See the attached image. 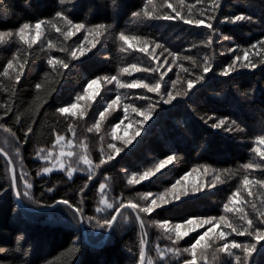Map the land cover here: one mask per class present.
I'll return each mask as SVG.
<instances>
[{
    "label": "trees",
    "instance_id": "trees-1",
    "mask_svg": "<svg viewBox=\"0 0 264 264\" xmlns=\"http://www.w3.org/2000/svg\"><path fill=\"white\" fill-rule=\"evenodd\" d=\"M171 2L179 8L177 0ZM193 3L195 0H185L186 6ZM145 7L150 10L147 0H64V3L60 0H0V30H12L14 33L0 44V124L15 133L13 136L0 128V149L13 162V181L20 200H16L9 165L0 153V264H139L141 239L146 240V261L150 258L153 264H183L190 256L181 251L175 257L170 252V257L167 249L173 244L162 239L152 224H183L190 218H218L223 204L241 184L244 174L254 181L264 179V161L258 157L256 162L261 164V168L245 172L241 167L253 156L251 149L255 146V138L264 135V64H258L255 69L240 68L238 61L234 71L227 76L222 75V70L232 63L234 56H242L245 49L264 40V0H220L213 21L214 32L203 26L185 24L178 18L164 20L133 16ZM200 7L197 4L194 11ZM57 11L66 14L74 24H84L85 27L65 40L46 24L42 35L45 46L35 44L29 49L19 41L15 31L24 22L34 25L38 20H52L66 31L68 25L55 16ZM164 13L175 15L167 8L162 10L161 14ZM237 14H246L252 20L225 22L226 17ZM98 24H104L106 31L97 42L88 30ZM121 32L140 37V41L131 42L136 43L137 48L142 46V41L148 42L149 52L157 44L161 47L152 52L153 59L136 49L121 51L126 47L118 39ZM86 34L88 39L81 43ZM210 34L213 43L205 46L202 42ZM49 42L53 45L51 48ZM92 43L96 44L94 48ZM80 44L82 50H86L85 55L71 58L69 53ZM170 53L175 54V64L168 63L174 57ZM184 56L193 57L197 63L194 65L192 61L184 60ZM205 56L210 58L212 65L206 74L202 72ZM49 58L65 59L69 67L57 66L53 70L47 64ZM252 58L259 60L257 56ZM164 59L172 70L166 76V89L161 88V91L167 93L171 89L174 95L180 94L171 103L154 102L151 119L131 145H121L123 151L119 155L91 173L76 174L72 178L60 172L41 174L45 166L41 156L53 148L56 136H66L70 126H77L73 117L59 114L58 108L69 106L83 93L88 82L97 77H117L122 69L131 70L133 64L141 69L156 68ZM9 60H13L14 65L17 61H27L18 83L2 76ZM181 65L188 71L184 72ZM160 71L163 73L164 67L159 72L125 73L121 76V83L133 80L146 83L150 82L147 81L149 76L154 77L150 83L155 84ZM177 76L179 80L173 88L172 81L177 80ZM198 76H203V79L188 90L187 81ZM37 83L42 84L39 90L35 87ZM116 91L126 92L115 88L111 97ZM145 93L143 89L139 91L144 96ZM221 119L227 123L214 128L213 124ZM233 120L235 125L231 124ZM29 127L32 132L26 136ZM81 128L85 134V125L82 124ZM249 130L256 131L251 133ZM40 149L45 151L37 156ZM88 154H91L90 159L95 165L99 164L102 155L98 149L92 147ZM169 155L177 159L161 173L139 183H128L126 174L139 177ZM193 169L198 171L199 179L204 177L201 174L205 175L204 178L219 174L224 182L181 197L151 214L135 212L143 220V227L129 209H123L103 241L106 232L104 220L114 214L116 206L120 203L127 205L129 201L142 206V195L151 193L150 197H156L165 193L177 180L183 182V177ZM89 175H92V180H88ZM21 176L24 180L20 179ZM25 180L32 184L31 189H26ZM101 183L106 185L103 190L99 188ZM49 188L53 190L49 191ZM252 188L261 190L259 205L263 209L260 208L259 212L264 211V188L255 183ZM26 191L29 193L27 196ZM169 193L173 196L176 192ZM101 195L113 203L114 208L106 209L98 218L96 209ZM61 200H68L72 207L59 203ZM55 204L56 207L45 211ZM77 207L82 212H77ZM256 217L255 214L251 216ZM97 223L100 225L95 231ZM199 234V231L191 233L176 247L178 245L181 250L190 247ZM227 240L256 244L258 251L253 253L247 264H264V240L257 241L234 233ZM233 251L241 255L243 261V253L238 249ZM198 264L208 263L199 261ZM211 264H234V257L220 253Z\"/></svg>",
    "mask_w": 264,
    "mask_h": 264
},
{
    "label": "snow or ice",
    "instance_id": "snow-or-ice-1",
    "mask_svg": "<svg viewBox=\"0 0 264 264\" xmlns=\"http://www.w3.org/2000/svg\"><path fill=\"white\" fill-rule=\"evenodd\" d=\"M60 3H64V0H60ZM177 3L179 5V8L171 2V0H160L159 3L156 2V0H147V6H150V10L148 7H145V9L140 12H135L133 13L134 17H145L147 19H164V20H173V19H181L185 24H190V25H195V26H203L204 28H207L210 30V32H214L213 28V21L216 19V12L218 11L220 7V0H195V3L193 4H188L187 6L185 5V0H177ZM199 4L201 7L194 11L196 9V5ZM186 7V13L184 12V9ZM164 8L171 9L175 15H169V14H161L162 10ZM55 16L62 20L66 25H68V28L66 31L62 30L54 21L52 20H38L34 25L30 24L29 22H24L22 25L19 26V28L15 31V35L18 37L19 41L23 44L26 45L27 48L31 49L33 45L37 43V40L41 35H43L45 29L44 25H48L50 28L54 29L57 33H60L65 40L69 39L70 37L74 36L76 32H79L81 29L85 27L84 24H74L71 19L68 18V16L61 11H57L55 13ZM252 17L248 16L246 14H237L234 17L230 18H225V22H230V23H236L240 21H251ZM32 29L35 32V35L29 36L27 35L28 31ZM89 34L92 35L94 38L98 39L101 37L104 32L106 31V26L104 24H98L93 28H90ZM14 35L12 30H7L3 31L0 30V44L5 43L9 38H11ZM85 39L87 40L88 37L86 36ZM118 39L125 45L126 47H122L121 51H125L127 49H136L141 53H148L149 52V46L147 41H142V46H139L138 48L136 45L131 43V41H140L141 38L137 36H130L126 35L124 32L119 33ZM225 39H228V37H225ZM205 46H209L213 43V36L210 34L207 36L206 40L203 41ZM53 45L51 42H49V47L51 48ZM93 48L96 46L95 43H92L91 45ZM157 48L161 47V45L157 44ZM83 48V46H81ZM90 50V49H87ZM252 50H255L254 52ZM60 51H67L66 49H60ZM86 50H80L79 51V56H84ZM167 51V49H165ZM229 51H234L233 49H230ZM152 52H155V48L152 49ZM251 53V55H250ZM163 54V53H161ZM70 57L73 59H78L77 55V50H72L69 53ZM151 56V53H149ZM170 55H173L175 57V54L170 53ZM252 56H257L259 57L258 61H254ZM15 59V57L13 58ZM156 59H159V57H156ZM184 60H190L193 62L195 65L197 61L191 57V56H184ZM239 63L240 68H251L255 69L258 64H264V40L258 41L256 44H253L250 46L249 49H245L243 51V55H236L234 56L232 63L225 66L224 69L222 70V75H229L232 71L235 70L237 66V62ZM27 61L25 60L23 63L17 61V64L14 65L13 60H9L6 64V66L3 68L2 76L9 78V79H14L15 83H18L21 79V76L23 74L25 64ZM164 63H167V60L164 61ZM172 63H176V59L174 58L172 60ZM47 64L55 70L57 66L67 69L69 67V63L66 62L65 59L62 58H49L47 60ZM164 64H160L156 68H144L141 69L137 67V65L133 64L131 65V68L136 71H152V72H159L160 68H162ZM181 69L184 72H187V68H183V65H181ZM212 65L210 63V58L208 56L204 57L203 61V68L202 72L203 73H208L211 71ZM11 70V73H10ZM171 65H169V68L167 71H171ZM123 72H128V68L122 69ZM14 74V75H12ZM47 75V74H46ZM167 75V72L162 73L159 76V80L155 84H149L145 83L143 80H133L131 83H121L116 76H112L110 79L108 77H97L96 79L91 80L88 82L87 87L84 88V95H78L76 97L77 101L84 100L86 97L89 99L94 100V96H89L88 95V90L91 88L93 85H97L98 81L103 79L106 80L108 83H111L112 81H116V85L118 88H144L150 93H161V88L162 84L161 81L164 80V76ZM201 79H203V76H198L196 77L195 80H188L187 81V89L191 90L194 86L195 83L199 82ZM179 80V76H177V80L172 81V86L175 88L177 81ZM36 89H41L42 84L37 83L35 85ZM180 93L177 92L175 95L173 94L172 91H167V99H164V103H171L174 99H176V96L179 95ZM185 94H187L185 92ZM121 101V96L117 95L115 99L111 100L110 103L107 104V107L104 109V111H101L99 113L100 121L105 119V112H107L109 109H113L114 105H118ZM78 109V103H71L67 107H60L57 109V112L61 115L68 114L71 117L75 118L79 116L80 118H83L86 115V111H77ZM129 109H131L132 112H136L138 115L143 116V122H146L147 120L151 119L152 116V111H153V105H149L147 109H140L138 107H134L131 104H124L123 105V110H124V115L127 117ZM11 109L9 108L8 111ZM19 119V118H18ZM100 121H97L95 125L93 126L96 132L100 131ZM140 122V123H143ZM123 123V121H121ZM226 120L221 119L217 123L213 124L214 128H221L226 124ZM231 124L235 125L236 121L233 120L231 121ZM120 125L117 124L116 127H119ZM93 127L88 128L89 132L93 131ZM0 128H2L5 132L11 133L13 136H15V133L11 132L10 128L5 127V125L0 124ZM70 130L71 126H70ZM225 130L231 131V128H226ZM240 131H243V129H239ZM32 132V128L29 127L27 129V132L25 135L27 136L28 133ZM140 132L137 130L135 135H139ZM112 135L113 139H116L115 136V128L112 129ZM135 137L130 138L128 141H125V145L130 144L132 139ZM65 137L61 135L56 136L55 143L57 145H60L61 151L59 152V155L55 158V163L53 164L52 168L45 167L42 169L44 173H49L55 168L57 165L61 170L65 169V164L63 163L62 158L67 155V157H72L74 153L72 151H68L67 153L64 152L63 147H64V142ZM67 144L71 146L72 141L69 140L67 141ZM255 146L251 149V152L253 153V156L250 158L249 162L244 163L241 167L245 172L248 170H253V169H259L261 168V164L256 162V158L258 157L260 160L264 161V135L257 136L254 141ZM83 148H87L86 145H82ZM108 149L111 150V154L107 156V159H105L103 156H101L99 164L95 165L96 168H99L101 165L107 163L108 161H111L112 159L115 158L116 155H119L122 151L123 148L117 147L113 143L108 144ZM3 149H0V152H2ZM45 150L40 149L37 152V156H40L41 153H43ZM17 154H19V149H17ZM7 155V153H5ZM44 160H51L52 153L49 151L46 155H43L41 157ZM80 161L84 165H88L89 169L91 170L92 168V161L88 157L87 154H82L79 157ZM177 159L176 156L174 155H169L164 159L159 160V162L155 165L154 169H149L147 171H144L142 175L139 176V178L133 177L128 181L129 184H134V183H139L141 181H145L150 179L153 176H156L157 173H161L162 169H164L166 166L173 164V162ZM13 162L9 160V164L11 165ZM13 173V179H15V173H14V168L9 169ZM76 169L68 167L67 168V175L69 178L72 177L73 172ZM193 171H196V169H193ZM205 171L207 172L208 169L205 168ZM226 173H230L231 170H224ZM40 173L38 172L37 175ZM190 175V173H189ZM92 175L88 176V180H92ZM21 180H24V176L20 177ZM183 179H187V176L183 177ZM223 183L224 181L221 180L220 175H216L214 183L211 185L212 187L215 186V183ZM181 183L180 180H177L174 184H172L171 189L169 191L175 192L177 189V186ZM259 185L261 188H264V179H256L255 181L253 179H250L249 175L244 174L242 176L241 180V185L239 188H237L236 191L232 192V194L228 197V202L224 203L223 205V210L225 213H236L238 214V220L240 223H237L236 221H230L227 215H220L218 218L217 217H207V218H190L186 220V224L192 225L191 228H189L187 231L181 232V224H176L174 228H170L167 222L164 224H161L160 227L164 228L166 232H174L175 236L174 238L170 235L168 238L172 240V243L175 245L177 244L180 240H183L184 237L189 235V232H195L197 228H203L205 225H211V227L207 228L206 231H204L202 234L198 235V237L195 239L194 243H191L190 247H185L182 250L179 248H168L167 251L173 253L174 255L178 256L181 251L183 253H187L190 255V259H185L183 261V264H198L199 260H206L207 259V252L209 248H212L213 245L217 240L220 241H225L221 247L215 248V252L219 253H227L229 257H234V264H247L248 260L250 257H252L253 253L258 251L257 245L254 243H248V244H242L238 243L235 240L228 241L227 238L231 234H235L237 236H249L253 237L255 240H264V211H260L258 213V216L256 218H249V215L244 211L242 207H236V205L242 204V203H247V201L244 200L242 191L247 193L248 197L253 196V191H252V186L253 184ZM25 187L26 189H31L32 184L25 180ZM87 187V185H85ZM106 185L101 183L99 185L100 190L105 189ZM203 186L201 188L197 189V191L202 190ZM49 191H52L53 189L49 188ZM189 193L184 192L183 195L187 196ZM25 195H29V193L26 191ZM151 193H148L146 195H142V199L148 200V198L151 196ZM168 195V192L158 194L156 198L152 199L150 203H148L146 206H141L137 203H133L129 201L127 205L124 203H120L118 206L115 207V212L110 216V218H106L104 220V226H107L108 228H111L114 223L117 221L118 216L121 214V209L127 207L130 208L133 212L137 213H146V214H151L152 212L155 211V209L162 207L163 205H167L171 203L172 201L169 199H166V196ZM175 200H180L181 199V194L177 193L174 196ZM159 201V203L157 202ZM59 203L68 205L69 207H72V205L69 204L68 200H61ZM100 203L104 205V208L98 207L96 209L97 212L104 211L106 209H113L114 205L113 203H109L105 199H101ZM251 207L253 210H256L257 206L255 203L251 204ZM77 212H82L80 208L75 209ZM127 219V217H125ZM137 220L140 221L141 226L143 227V220L137 214L136 217ZM223 226L224 228L230 229V232L220 230L219 232H216L217 228H220V226ZM215 233V236L212 234ZM146 235V234H145ZM145 244L146 241L144 239H141L140 241V248H139V264H153V261L149 258L146 261V255H145ZM238 249L243 253V261L241 255H236L233 250ZM215 252L213 255H215ZM161 256H163V253H161Z\"/></svg>",
    "mask_w": 264,
    "mask_h": 264
},
{
    "label": "rangeland",
    "instance_id": "rangeland-1",
    "mask_svg": "<svg viewBox=\"0 0 264 264\" xmlns=\"http://www.w3.org/2000/svg\"><path fill=\"white\" fill-rule=\"evenodd\" d=\"M80 31H82V29ZM79 32H76V34L79 33ZM27 35H29V36L35 35L34 30L30 29L28 31ZM86 36H87V34H86ZM86 36H83V38L81 39V43L85 39ZM131 42H133V41H131ZM36 44H38V47H42V46L46 45L42 41V35L37 40ZM153 48H157V47L155 46ZM75 50H77V55H79V51L82 50L81 44H80L79 47L75 48ZM149 53L152 54V49L150 50ZM149 53H146V54L149 55ZM149 57H151V56H149ZM160 58H165V57L161 56ZM173 58H175V57H173ZM173 58H172V60H173ZM172 60L168 61V63L171 64ZM164 61H165V59L162 61V63L164 64V66H163L164 67V72H167V74H168L167 70L169 68V65L167 63H164ZM134 72H136V71H134L133 69L129 70L128 72L121 71L119 76H117V79L121 82V76L123 74L127 73V74L130 75V74H132ZM161 73H162V71H160V75H161ZM166 76L167 75L164 76V80L161 83L162 84V88H165V89H166L165 84H167L166 83V80H167ZM148 79L149 80H147V81L151 82V81L154 80V77H149L148 76ZM150 82H146V83L153 84V83H150ZM115 88H118L117 85H116V81H112L111 83H108L106 80H100V81H98L97 85H93L88 90V95L89 96H94L95 97L94 100L89 99L88 97H86L84 100L77 101L76 98H75L74 102H72V103H78L77 111L78 112L81 111V110L86 111V115L83 118H80L79 116L73 118L74 123H77V126L76 127H71L72 130L69 129L68 132H67V135L64 136L65 137V141L63 142L64 143V147H63L64 152L67 153L68 151H72L74 153V155L72 157H67V155H65L62 158L63 163L65 164V169L64 170H61L59 168V166L57 165L55 168H53V170L51 172L44 173L43 171H41V174H50V173H53V172H60V173L65 174L68 177V175H67V168L68 167L76 169L73 172L72 177L74 175H76V174L91 173L92 170H94V169L96 170L97 169L95 167L94 162H92V168L90 170L88 165H84L82 163V161H80V159H79L80 155L87 154L88 157L90 158L91 154H88V152H89L90 149L92 150V147H95V149H98L100 154L105 159H107V156L109 154H111V150L108 149V147H107L109 143H113L117 147H121V145H124V146L131 145L136 140V138L138 137L137 135H135L137 130H139V132H141L142 127L150 120L149 119L146 122H143V116L138 115L136 112H132L131 109H129L128 115H127V117H125L124 110H123V105L124 104H131L134 107H138V108H140L142 110L147 109L150 104L153 105V108H154V102L155 101L156 102L160 101V103L166 104V103L163 102L164 99H167V95H166V93L164 91H161L160 94L151 93L152 95L150 96V95H148V93H150V92H148L144 88H133V89L119 88V89H125L126 92L122 93L120 91H116L114 96L111 97V95H112L113 91L115 90ZM141 89L144 90V93L147 92V93H145V96L143 94H139V91ZM129 90H132L131 94L127 93ZM168 91H169V89H168ZM170 91H171V89H170ZM80 95H84V91ZM117 95L121 96L120 103L118 105H114L113 109H109L107 112H105V119L100 121L99 113L101 111H104V109L107 107V104L110 103L111 100L115 99ZM127 99L129 100L128 102H127ZM97 121H100V131L99 132H96L94 127H93ZM121 121H123V123H121ZM140 122H143V123H140ZM82 124H84L85 127H86L85 130L87 132L85 134L82 132V128H81ZM117 124H119L120 126L116 127ZM90 127H93V131L92 132L88 131V128H90ZM113 128H115L116 139H113V135H112V129ZM249 131L251 133L252 132L255 133L256 130L255 131L249 130ZM88 132H89V134H88ZM132 137H135V138L132 139L131 143L125 145V141H128ZM69 140L72 141L71 146H69L67 144V141H69ZM82 145H86L87 146L86 150H85V148L82 147ZM49 151H51L52 157H53L51 160H44L42 158L40 159L41 162L45 165L44 168L45 167H49V168L53 167V164L56 162L55 158L59 155V152L61 151V147H60V145H57L56 143H54L53 148L47 149L44 152V155H46ZM189 173H190V175L189 174L186 175L187 179H183V182H181L177 186V189L175 191L176 193L173 196H171V194L169 193L171 191H169V190L166 191V192H168V195L166 196V199H169V200H171L173 202V201H175L174 196L177 193L181 194V197H184V195H183L184 192H188L189 193L188 195H190V194H193V193H196V192H200V191H202L204 189H209V188L212 187L211 185L215 181L214 175L211 176V177H208V178H204L205 175L201 174L204 177L199 179L198 175H197V173H198L197 170L196 171L192 170ZM126 176H127L128 180L132 179L133 177H135L137 179L139 178L138 176H135V175H127L126 174ZM216 184H217V182L215 183V185ZM240 185L237 188H239ZM201 186H203L202 190L197 191V189L201 188ZM259 190L260 189L252 188L253 196L252 197H248L247 193L243 192V190L241 189L243 198H244L245 201H247V203H242V204L236 205V207H242L244 209V211L249 215V218H251L252 214H255L256 216H258L259 209L260 208L263 209L261 207V205H259V196L261 194V190L260 191ZM154 198H156V197H149L147 201L143 200L142 201V206H146ZM101 199H105L106 200V197L101 195L100 198H99L98 207L104 208V205H102L100 203ZM157 202L159 203V201H157ZM227 202H228V200L225 203H227ZM252 203L256 204V206H257L256 210L252 209V207H251ZM105 212H106V208H105L104 211L97 212L99 214V216H97V217L101 218L102 215ZM220 215H227L228 218L230 219V221H236L237 223H240V221L238 220V214H236V213H225L224 210H223V206H222V211H221ZM98 224L99 223L96 224L95 231L98 230V227L100 225V224L99 225ZM161 224H164V223L154 222L152 224L153 230L154 231L155 230L159 231L160 232L159 235L161 236L162 239H167L170 242V244H173L172 240L169 239L168 237L171 235L174 238V236H175L174 232H166L164 230V228L160 227ZM168 225H169L170 228H174V226L176 224H168ZM181 225H182V227L180 229L181 232L187 231L189 228L192 227V225H188L186 223H183ZM113 226L111 227L110 232H111ZM209 227H211V225H205L203 228H197L196 231H199L200 234H202ZM105 230L107 232V230H108L107 226H106ZM220 230H224V231L229 232V229L224 228L222 225L220 226V228L216 229V232H219ZM106 232H104V237H105ZM163 232L165 234H163ZM191 233H193V232H189V235ZM212 235L215 236V233H213ZM188 236H186L184 238H187ZM223 243H224V241H220V240H217L215 242V244L218 245L217 247H221V245H223ZM215 244L213 245L212 248L208 249L207 259L206 260H199V261H204V262H206L208 264L213 263V258H215L218 254H220L219 252H215V248H217L215 246ZM172 247L177 248L178 245L176 247V244L175 245L173 244L170 248H172ZM214 252H215V255H213ZM167 253L170 256V252L167 251ZM173 257H175L174 254H173ZM199 261H198V263H199Z\"/></svg>",
    "mask_w": 264,
    "mask_h": 264
},
{
    "label": "water",
    "instance_id": "water-1",
    "mask_svg": "<svg viewBox=\"0 0 264 264\" xmlns=\"http://www.w3.org/2000/svg\"><path fill=\"white\" fill-rule=\"evenodd\" d=\"M0 153H1V152H0ZM1 154L3 155V157L5 158V160L7 161L8 165H9V169L12 168V166L9 164V159L7 158V156H5L3 153H1ZM9 172H10V176H11V179H12V188H13L14 195H15V197H16V200H17L18 202H20V200H19V196H18L17 191H16V188H15V183H14V181H13V173H12L10 170H9ZM63 205H65V204H63ZM65 206H67V205H65ZM54 207H56V204H55L54 206L50 207V208L45 209V211H50V210L53 209ZM123 209H129V210L133 213V215L135 216V218L137 217L136 213L133 212L130 208L125 207V208H123ZM123 209H121V211H122ZM41 211H44V210H41ZM136 220H137V219H136ZM137 223H138L139 225H141V223H140L139 220H137ZM110 229H111V228H108V230H107V232H106V234H105V237H104V240H103V241H105V239L107 238L108 234L110 233ZM82 234H83L84 240H86V237H85V231H84V230L82 231ZM145 241H146V240H145ZM145 245H146V244H145Z\"/></svg>",
    "mask_w": 264,
    "mask_h": 264
}]
</instances>
